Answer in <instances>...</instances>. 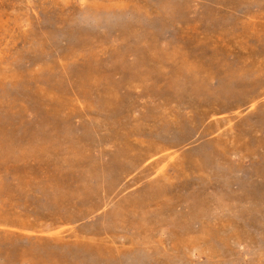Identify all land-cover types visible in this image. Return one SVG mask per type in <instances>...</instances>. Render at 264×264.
Here are the masks:
<instances>
[{
  "label": "rangeland",
  "instance_id": "1",
  "mask_svg": "<svg viewBox=\"0 0 264 264\" xmlns=\"http://www.w3.org/2000/svg\"><path fill=\"white\" fill-rule=\"evenodd\" d=\"M0 264H264V0H0Z\"/></svg>",
  "mask_w": 264,
  "mask_h": 264
}]
</instances>
